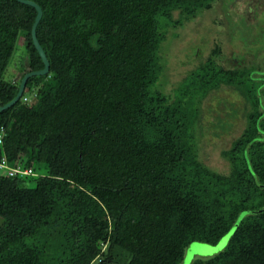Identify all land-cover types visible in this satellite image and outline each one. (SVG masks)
Wrapping results in <instances>:
<instances>
[{
	"label": "trees",
	"instance_id": "16d2710c",
	"mask_svg": "<svg viewBox=\"0 0 264 264\" xmlns=\"http://www.w3.org/2000/svg\"><path fill=\"white\" fill-rule=\"evenodd\" d=\"M34 1L49 68L0 111V264H180L192 241L222 246L189 264H264V90L243 62H217L218 44L168 92L153 86L161 20L216 0ZM35 15L0 0V105L43 67ZM223 86L240 98L211 115L204 98ZM206 110L213 134H234L227 169L201 153Z\"/></svg>",
	"mask_w": 264,
	"mask_h": 264
},
{
	"label": "rangeland",
	"instance_id": "374dc122",
	"mask_svg": "<svg viewBox=\"0 0 264 264\" xmlns=\"http://www.w3.org/2000/svg\"><path fill=\"white\" fill-rule=\"evenodd\" d=\"M256 6L257 0H216L211 8L200 11L195 18L181 20L179 24L172 22L168 26L166 20L162 19L161 24L164 23V25H162L161 30L165 33V39L160 42L158 53L160 62L164 64V68L165 66L167 68L157 70V77L153 86H158L159 82V89L168 92L175 83L182 80L187 71L195 68L197 63L208 55L214 44H218L221 54L216 58L217 62L225 67L235 63L234 60L238 63L243 62V67L260 84V91L262 92L264 90V27L262 25L264 13L259 11L256 15V21L252 23H248L239 14V12L246 13L248 20H251ZM224 13L230 15V17L226 15L227 22H225ZM22 54L23 47L17 45L10 59L11 63L5 71L6 78L17 81L18 64L22 60ZM173 54L175 57L169 60ZM168 60L169 63H166ZM172 64L174 65L172 66ZM237 98H240L237 91L228 86H223L207 95L204 98L203 106L205 107L208 102L207 107L211 108V115L220 116L224 104L228 110L231 100L236 101ZM210 112L207 110L203 112L207 117H205L206 120L203 118L201 120L205 125L201 138L203 144L201 153L210 165L227 169V163L221 158L219 149L227 147L234 134H213L211 132L213 122L210 121L213 119H210L212 116L208 117ZM236 117H238V122L235 123L237 132V129L243 126L244 118L242 112H239ZM215 121L219 122L217 118ZM219 247L218 244L212 245L202 241H192L185 248L187 252L180 264L182 261L183 264H189L195 255H210Z\"/></svg>",
	"mask_w": 264,
	"mask_h": 264
},
{
	"label": "water",
	"instance_id": "95a60500",
	"mask_svg": "<svg viewBox=\"0 0 264 264\" xmlns=\"http://www.w3.org/2000/svg\"><path fill=\"white\" fill-rule=\"evenodd\" d=\"M23 3H27V4H30L32 6L35 7L36 9V15H35V18H34V21L32 23V26H31V37H32V41H33V44L35 46V48L37 49L39 55L41 56V59L43 61V67L40 68V69H35V70H30V71H27L23 74V76L21 77L20 81H19V84H18V89H17V92L16 94L14 95V97L12 99H10L9 101H7L5 104L3 105H0V111L12 104H14L21 96L24 88H25V84H26V80L29 76H31L32 74H42V73H45L47 72L48 68H49V61H48V58L40 44V42L38 41L37 39V36H36V25L42 15V8L40 7V5L34 1V0H19ZM209 244V243H207ZM221 246V242H219L218 244V247ZM186 250L184 251V254H183V257H185L186 255ZM181 264H183V261L181 262Z\"/></svg>",
	"mask_w": 264,
	"mask_h": 264
},
{
	"label": "flooded vegetation",
	"instance_id": "af4514ba",
	"mask_svg": "<svg viewBox=\"0 0 264 264\" xmlns=\"http://www.w3.org/2000/svg\"><path fill=\"white\" fill-rule=\"evenodd\" d=\"M235 2V1H234ZM259 11L260 12H263L264 13V0H257V6H256V8L254 9V14L251 16V20H248V16H247V14L246 13H243V12H239V14H240V16H242L248 23H252L253 21H256V15H257V13H259ZM225 14V13H224ZM224 14H223V16H224ZM226 15L227 16H229L230 17V15H228V14H225V16H224V18H225V22H227L226 20H227V17H226ZM231 17H232V15H231ZM233 18V17H232ZM228 24L230 25V23L228 22ZM262 25H263V27H264V20L262 21ZM228 28V27H227ZM226 31H227V29H226ZM224 32H225V30H224ZM220 54H221V52H219ZM219 54V55H220Z\"/></svg>",
	"mask_w": 264,
	"mask_h": 264
},
{
	"label": "built area",
	"instance_id": "2783aa9c",
	"mask_svg": "<svg viewBox=\"0 0 264 264\" xmlns=\"http://www.w3.org/2000/svg\"><path fill=\"white\" fill-rule=\"evenodd\" d=\"M2 135H3V132H2V129H1V130H0V140H1ZM0 164H1V165H4L3 160L1 161ZM23 172H26V173L31 172V169H30V168H26V169L23 170Z\"/></svg>",
	"mask_w": 264,
	"mask_h": 264
},
{
	"label": "snow or ice",
	"instance_id": "6c2138e0",
	"mask_svg": "<svg viewBox=\"0 0 264 264\" xmlns=\"http://www.w3.org/2000/svg\"><path fill=\"white\" fill-rule=\"evenodd\" d=\"M222 246V245H221Z\"/></svg>",
	"mask_w": 264,
	"mask_h": 264
}]
</instances>
